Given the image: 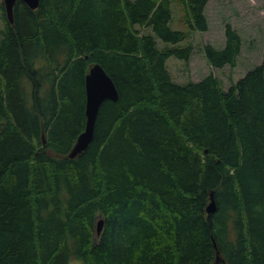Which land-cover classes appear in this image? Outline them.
Wrapping results in <instances>:
<instances>
[{
  "label": "trees",
  "instance_id": "16d2710c",
  "mask_svg": "<svg viewBox=\"0 0 264 264\" xmlns=\"http://www.w3.org/2000/svg\"><path fill=\"white\" fill-rule=\"evenodd\" d=\"M173 1H17L11 24L0 0V264H264V60L227 90L175 82ZM177 2L208 30L209 0ZM241 48L228 24L203 52L235 67ZM94 64L118 100L70 158Z\"/></svg>",
  "mask_w": 264,
  "mask_h": 264
},
{
  "label": "rangeland",
  "instance_id": "374dc122",
  "mask_svg": "<svg viewBox=\"0 0 264 264\" xmlns=\"http://www.w3.org/2000/svg\"><path fill=\"white\" fill-rule=\"evenodd\" d=\"M184 15L181 4L174 0L171 27L186 32L187 37L182 46L189 44L192 46L188 62L175 57H170L166 61L167 68L175 82H197L204 76L212 74L219 80L221 87L227 90L247 71L263 62L264 0H209L205 10L208 21L207 31L191 30L185 22ZM228 24L241 36V53L235 67L214 68L207 62L203 47L211 44L216 48H223L225 28ZM157 42L159 47L163 46L159 39Z\"/></svg>",
  "mask_w": 264,
  "mask_h": 264
},
{
  "label": "water",
  "instance_id": "95a60500",
  "mask_svg": "<svg viewBox=\"0 0 264 264\" xmlns=\"http://www.w3.org/2000/svg\"><path fill=\"white\" fill-rule=\"evenodd\" d=\"M17 1L23 2L31 10L39 7L40 0H3L7 20L13 24V9ZM105 100L116 102L118 100L117 89L111 78L99 64H94L85 76V126L83 132L77 137L69 154L70 158L79 155L86 150L93 138L96 118L101 104ZM215 211V205L211 201L207 207V213ZM102 221L97 223V233L100 232Z\"/></svg>",
  "mask_w": 264,
  "mask_h": 264
}]
</instances>
